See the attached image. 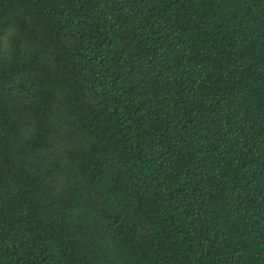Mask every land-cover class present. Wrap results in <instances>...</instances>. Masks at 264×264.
I'll use <instances>...</instances> for the list:
<instances>
[{"label": "trees", "instance_id": "16d2710c", "mask_svg": "<svg viewBox=\"0 0 264 264\" xmlns=\"http://www.w3.org/2000/svg\"><path fill=\"white\" fill-rule=\"evenodd\" d=\"M0 264H264V0H0Z\"/></svg>", "mask_w": 264, "mask_h": 264}]
</instances>
